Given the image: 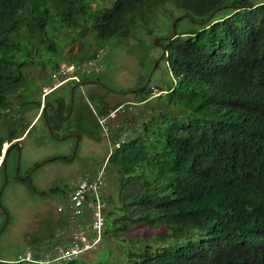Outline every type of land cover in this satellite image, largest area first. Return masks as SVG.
Wrapping results in <instances>:
<instances>
[{
    "label": "trees",
    "instance_id": "1",
    "mask_svg": "<svg viewBox=\"0 0 264 264\" xmlns=\"http://www.w3.org/2000/svg\"><path fill=\"white\" fill-rule=\"evenodd\" d=\"M107 1L0 0V157L4 144L31 133L39 120L59 136L69 89L67 98H46L53 109L44 121L31 81L46 84L59 62L86 59L93 43L126 34L124 20L156 0ZM245 1L250 9L235 7ZM248 1L176 0L199 22L222 6L226 15L197 25L179 47L167 44L161 61L173 80L157 88V114L107 156L118 203L108 201L107 248L90 264H114L110 248L125 241L124 261L115 264H264V0ZM86 38L87 50L63 56L65 44L72 51ZM152 92L149 83L133 95L144 102ZM99 99L100 115L119 108ZM33 110L38 120L25 121L22 113ZM129 225L157 231L129 235ZM87 254L50 264H87ZM23 263L37 264L0 260Z\"/></svg>",
    "mask_w": 264,
    "mask_h": 264
},
{
    "label": "rangeland",
    "instance_id": "2",
    "mask_svg": "<svg viewBox=\"0 0 264 264\" xmlns=\"http://www.w3.org/2000/svg\"><path fill=\"white\" fill-rule=\"evenodd\" d=\"M103 1L104 6H109L107 0ZM249 1L252 2L253 0ZM254 1L260 2L261 0ZM225 10L217 12L215 18L224 17L226 15ZM187 13L190 15L189 12L177 5L176 0L149 2L133 16L124 20L123 25L128 29L126 34H118L111 40L93 43L92 45L93 53L96 49L105 51V71L97 76H81L80 78L83 81L98 79L109 91L94 85L85 86L83 90L95 91L103 97L104 102L110 108L119 106L116 111L117 121L127 128L128 126L130 129L133 127L132 131L138 129L140 124L149 121L152 116L157 114L160 106L153 98L159 95L157 88L167 89L173 80L166 63L159 61L152 74L150 86L153 89V96L148 100L140 102L139 97L124 93L143 84L152 66L160 57L161 50L154 46V39L169 37L172 34L173 21ZM196 22H199L197 16L184 17L177 21L175 24L176 33L172 39L174 47H179L191 39L188 33L197 28ZM89 43V38L76 41L73 43L72 51L70 50L71 45L65 44L63 56L68 58L78 55L81 51L87 50ZM78 61L74 59L73 62ZM31 72L35 76L41 77L47 74L44 69H35ZM31 82L35 87L34 89L37 91L39 89V94H41V87L44 83L37 79H33ZM73 84L59 88L49 95L48 99H52L61 93L65 94L64 96L67 98L68 88ZM78 93L79 89L73 93L74 107L77 105ZM160 94H164V92ZM100 109L101 101L98 96L84 97V105L80 107V123L77 124L78 115H72L68 122L59 127V129L61 128L57 131L59 136L54 135L55 137H64L70 132L78 135L80 139L75 152L76 136L57 141L41 126L39 120L36 129L31 131L24 140L18 166L17 176L19 179L25 178L27 176L25 173L29 169L33 170L28 181L18 180L16 176L15 179L12 178L14 167L12 164L14 153H12L13 159L12 162L8 163V172L6 173L8 182L4 189V196L0 200V228L7 216L6 225L0 234L1 261H15L17 254L26 248L34 252L46 251L47 241H51L50 237L54 232L59 227L64 226L62 220L65 218V214L58 212V208L64 207L68 203L70 191L77 178L88 171L92 172L104 166L106 185L102 192L103 200L107 205L106 214L111 208L108 205L109 200L114 205L118 203L116 173L106 160L110 154V144L101 136V129L98 124V117L101 116L99 114ZM22 114L27 122L31 119L38 120L39 116L35 110ZM4 146L7 147L5 144L3 149ZM53 157L57 159L46 162ZM129 191L132 192L133 188L130 187ZM156 231V227L145 228L144 226L129 225L128 228L129 235L137 233L152 235ZM126 242L123 243V246L116 244L110 248L112 263L124 261V253L128 251ZM106 248L107 244L104 242L95 251L85 255L82 258L83 262L90 264L93 261H98Z\"/></svg>",
    "mask_w": 264,
    "mask_h": 264
},
{
    "label": "built area",
    "instance_id": "3",
    "mask_svg": "<svg viewBox=\"0 0 264 264\" xmlns=\"http://www.w3.org/2000/svg\"><path fill=\"white\" fill-rule=\"evenodd\" d=\"M105 56L103 49H96L90 57L76 63L59 62L51 79L41 87L42 105L50 94L64 85L79 82L81 76L102 74ZM117 109L98 117L101 136L109 142L110 153L126 143L133 128L117 121ZM105 185L104 166L77 178L68 203L58 208V212L65 214L64 226L54 232L51 241H47L46 251L36 258L34 251L26 248L17 255V261L37 264L68 262L95 251L103 238L107 209L102 192Z\"/></svg>",
    "mask_w": 264,
    "mask_h": 264
},
{
    "label": "water",
    "instance_id": "4",
    "mask_svg": "<svg viewBox=\"0 0 264 264\" xmlns=\"http://www.w3.org/2000/svg\"><path fill=\"white\" fill-rule=\"evenodd\" d=\"M237 9H243V8H246V9H250L251 8V5L249 3H247L245 1V4L244 5H241V6H235ZM224 6L222 7H219L217 9H215L204 21L202 22H196L197 25H204L206 24L207 22H209L212 17L217 13L219 12L221 9H223ZM184 17H188V18H191V15L189 14H183L182 16L178 17L177 19H175L173 21V24H172V34L169 36V37H166V38H156L154 39L153 41V44L155 47H158L160 50H161V54H160V57L156 60V62L154 63V65L152 66L150 72L148 73L144 83L139 86L138 88L134 89V90H130V91H127L125 92L124 94H134V93H137L141 90H144L145 88L148 87L149 83H150V80H151V77H152V74L153 72L155 71L156 67H157V64L159 61L162 60V58L165 56V46L161 44V42H167L169 43L170 41H172V39L174 38L175 36V24L177 23V21L181 18H184ZM88 84H94V85H97V86H100L102 88H104L105 90L109 91L108 88H106L104 85L101 84V82L99 80H86V81H82V82H78V83H75L73 85L70 86V90H69V105H68V110H67V113L65 115V117L61 118L62 120H67L70 116V113L72 111V106H73V91L75 88H78V87H81V86H85V85H88ZM49 108V109H53L51 103L49 101L45 102L42 106H41V110H40V116L44 119L45 121V111L46 109ZM46 123V122H45ZM46 130L47 132L49 133V135L57 140V141H62V140H65L69 137H72V136H76V141H75V147H74V152L78 146V141L80 139V137L78 135H66L64 137H55L52 133V131L50 130L49 126L46 124ZM24 138V136L22 137ZM22 139H19V140H15L13 141L10 145H8L7 147L4 146V149L2 150L1 152V157H0V161L2 163V166H3V169H4V173H6V154L13 148H16L17 150V155H18V158H17V165L19 164V155H20V149H21V141ZM57 159L56 157H53V158H50L48 159L46 162H49V161H53ZM65 160V159H63ZM66 161V160H65ZM6 176V175H5ZM4 176V182H3V185L0 189V195H1V192L6 184V177ZM26 180V178L24 179ZM6 221H7V216H6ZM6 221L4 222V224L2 225V227L0 228V234L2 233L5 225H6Z\"/></svg>",
    "mask_w": 264,
    "mask_h": 264
},
{
    "label": "flooded vegetation",
    "instance_id": "5",
    "mask_svg": "<svg viewBox=\"0 0 264 264\" xmlns=\"http://www.w3.org/2000/svg\"><path fill=\"white\" fill-rule=\"evenodd\" d=\"M161 44L162 45H164L165 46V54H166V51H167V42H161ZM88 80V79H87ZM90 80H98V79H90ZM91 85H94V84H88V85H85V86H91ZM85 86H81V87H78V88H75L74 89V91H73V93L75 92V90L76 89H79V93H78V95H77V105L74 107V103H73V106H72V111H71V113H70V116H69V118L67 119V120H62L61 118H63V117H65V115H66V113H67V111H66V113L63 115V116H61V117H57V119H58V121H60V123H61V126L63 125V123H66V122H68L69 120H70V118H71V116L72 115H78L77 116V120H78V123L77 124H79L80 123V117H81V110H80V107H81V105H84V97H88V96H90V97H95V96H98L99 98H102L103 99V97H101L99 94H97V93H95V91H93V90H87V89H85V90H83V87H85ZM94 86H97V85H94ZM102 88V87H101ZM69 90H70V87L68 88ZM104 89V88H103ZM103 101H104V99H103ZM76 108V109H75ZM48 109V108H47ZM73 109H75V111H76V113H74L73 112ZM59 130H61V128L59 129ZM58 131V130H57ZM70 134L71 135H75V134H73V133H71L70 132ZM27 136L28 135H25L24 136V138H21L22 140L20 141V143L22 144L21 145V149H20V155H21V150H22V148H23V146H24V140H26V138H27ZM89 136H92V135H90L89 134ZM19 140V139H18ZM12 153H14V162H12V159H13V156H12ZM20 155H19V161H20ZM17 158H18V155H17V150H16V148H13V149H11L7 154H6V173L8 172V163L11 161L12 162V164L14 165V167H13V169H12V173H13V175H12V178H14L15 179V176H16V178L18 179V180H24L25 178H26V180H24V181H28L29 180V176L31 175V173H32V171L33 170H28L25 174L27 175L25 178H23V179H19L18 178V176H17V172H18V166H19V164L17 165ZM1 162V161H0ZM1 164V167H0V189H1V187H2V183L4 182V176L6 177V184H5V186H4V188H3V190H2V192H1V195H0V200H1V198L4 196V189L6 188V185H7V182H8V178H7V174L6 173H4V169H3V166H2V163H0ZM2 211V210H1ZM1 213H3V212H1ZM61 217V216H60Z\"/></svg>",
    "mask_w": 264,
    "mask_h": 264
},
{
    "label": "clouds",
    "instance_id": "6",
    "mask_svg": "<svg viewBox=\"0 0 264 264\" xmlns=\"http://www.w3.org/2000/svg\"><path fill=\"white\" fill-rule=\"evenodd\" d=\"M67 62H68V61H67ZM79 82H82L81 79H80ZM76 83H78V82H76ZM72 84H73V83H72ZM74 84H75V83H74ZM43 85H44V84H43ZM68 85H69V84H68ZM68 85H64V86H68ZM70 86H71V85H70ZM70 86H69V87H70ZM62 87H63V86H62ZM60 88H61V87H60ZM57 90H58V89H57ZM57 90H56V91H57ZM56 91H55V92H56ZM52 94H53V93H52ZM50 95H51V94H50ZM45 100H46V99H45ZM44 103H45V102H44ZM110 111H112V110H110ZM4 145H5V144H4ZM6 145H7V144H6ZM7 146H8V145H7ZM0 163H1V162H0ZM58 229H59V228H58Z\"/></svg>",
    "mask_w": 264,
    "mask_h": 264
},
{
    "label": "crops",
    "instance_id": "7",
    "mask_svg": "<svg viewBox=\"0 0 264 264\" xmlns=\"http://www.w3.org/2000/svg\"><path fill=\"white\" fill-rule=\"evenodd\" d=\"M61 218H62V217H61ZM62 219H63V218H62ZM62 221L65 223V220H64V219H63ZM63 222H62V223H63ZM62 223L60 224V226L62 225ZM64 223H63V224H64ZM59 228H60V227H59Z\"/></svg>",
    "mask_w": 264,
    "mask_h": 264
}]
</instances>
